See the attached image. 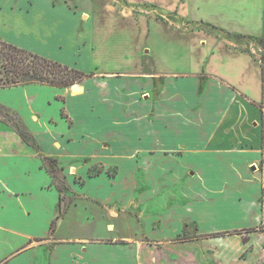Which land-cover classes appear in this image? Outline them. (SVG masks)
Instances as JSON below:
<instances>
[{
    "label": "crops",
    "instance_id": "obj_1",
    "mask_svg": "<svg viewBox=\"0 0 264 264\" xmlns=\"http://www.w3.org/2000/svg\"><path fill=\"white\" fill-rule=\"evenodd\" d=\"M58 1L60 4L56 3ZM58 1L26 0L23 5L0 1V38L65 65L87 60L92 53L90 71L103 74L99 79L91 77L67 89L38 84L0 89V105L15 110L21 117H25L22 111L9 101L17 93H24L32 106L27 119L38 125L32 127L28 121L25 123L36 148L23 141L13 130L12 123L0 115V232L14 233L27 240L0 264H135L136 261L144 264H264V232H244L263 224L264 116L260 106L264 107V45L262 52L241 40L206 34L207 37L200 40L206 50L195 55L186 52L175 69L171 65L164 71L151 68L150 64L147 67L144 59L148 51L144 53L146 47H140L122 54L125 61H132L129 73L112 72L102 71L95 65L93 32L89 35L85 29L89 26L94 30L102 25L113 31L116 24L124 29L135 23L140 25V20L124 25L117 18L122 21L124 17H132L133 12L142 16V13L150 15L162 11L176 12V16L188 24L164 22L165 27L183 28L187 35L201 33L193 27L201 22L228 38L234 35L264 38L263 1L252 0L244 9L219 12V20L214 21L199 18L197 9L195 20H185V10L182 12L162 0H114L117 1L115 6L107 3L109 0H102L107 3L103 6L101 0H89V4L94 1L95 7L89 11H80L74 0ZM81 14H86V21L82 44H78L74 41ZM109 22L114 26L108 27ZM101 50L104 52V48ZM31 87L50 91L49 105L53 98L62 105L59 116L67 127L63 135H54L52 131L59 128V120L47 112L34 111L36 98L26 95V89ZM7 92L10 96L5 94ZM78 102L85 103L87 113L99 121V138L95 143L105 151L99 156L83 153L76 161L63 162L60 153L42 152L37 143V130L42 126L41 135L51 133L50 139L57 147L72 143L73 131L79 124L71 116L67 103ZM64 109L68 122L61 117ZM81 127L85 139H92L94 132L90 126L82 124ZM108 127L124 137L115 138L112 132L106 131ZM124 141L131 142L134 148H113H121L120 143ZM115 151L122 153L115 154ZM46 158L53 159L68 178L65 191L67 202L72 201L52 233L50 224L59 214L60 198L64 195L43 165ZM96 161L106 167L116 166L117 171L126 169L122 166L124 161L140 162L145 170H156L151 177L153 185L160 183L163 188V198L155 202L156 214L149 216L147 232L136 236L129 234L130 229L123 233L112 228L115 220L125 230L122 215L111 217L112 207L109 208L121 205L111 194L120 185L118 187L113 178L117 174L111 177L105 173L90 175L89 167ZM146 162L148 165L144 164ZM141 167L138 169L142 170ZM76 175L83 179L80 184L74 181ZM81 188L87 192L83 193ZM36 192L39 195L34 197ZM78 200L97 209L99 217L92 220L99 219L103 223L98 234H89L84 229L87 223L83 221L80 222L81 232L60 233V224L71 215V221H75L79 215ZM136 204V211H141V202L137 200ZM85 215V221L91 220L89 212ZM234 231L241 233L206 236ZM148 232L152 241L163 245L157 248L140 244L144 249L140 252L138 241L144 234L148 237ZM184 234L190 238L177 240ZM123 237L133 239L134 243L126 253L116 252V249L109 255L97 244H93L89 252L82 247L85 242L108 240L113 243L104 245L107 250L120 248L114 242ZM2 239L4 245L10 243ZM34 239H44L41 241L46 243L51 239L52 246H31Z\"/></svg>",
    "mask_w": 264,
    "mask_h": 264
},
{
    "label": "rangeland",
    "instance_id": "obj_2",
    "mask_svg": "<svg viewBox=\"0 0 264 264\" xmlns=\"http://www.w3.org/2000/svg\"><path fill=\"white\" fill-rule=\"evenodd\" d=\"M1 2H12V3H18L19 5H23L25 3L24 0H0ZM58 1V0H57ZM76 1L75 3L77 4V6L79 7L80 11H89L92 10L91 8H95L92 4H89V0H74ZM118 1V0H117ZM117 1L115 2L114 0H109V2L107 1V3H110V5L115 6V4H117ZM162 3H165L167 5H173V7H178L180 8V10H182V12H185L184 18L185 20H189L191 18V20H195L196 13L198 11V16L199 18L205 20H219L218 17V13L222 12L224 13L225 11H235L238 8H242L244 9L247 5L248 2L252 1V0H234L236 2H228V1H222V0H172L171 2H164V0H162ZM263 1V5H264V0ZM98 2V1H97ZM185 2V3H184ZM253 2V1H252ZM58 4V2H56ZM91 3V2H90ZM102 6L104 4L107 3H103L101 0ZM119 3V2H118ZM122 4V3H120ZM186 4V5H185ZM93 6V7H90ZM143 9V8H142ZM141 11H146V10H142ZM174 9V8H173ZM197 9V11H196ZM139 10V11H140ZM79 11V12H80ZM141 14V13H140ZM176 12L172 13V14H168L165 12H160L158 14H146V13H142V16H140L139 14H135L133 12V16L131 17H124L123 20L121 21L120 18H117L119 23H123L124 25L126 24H130L131 22H133L134 20H140V25L135 23L132 25H129L128 27H125L124 29L120 26H118L117 24L115 25L116 27H113V31H110L107 29V27L105 26H98L97 28H94V30L92 29V27L90 28L89 26L86 28L84 27V22L86 20H84V17L86 16V14H81V18H78V22H79V32L77 31L76 34V39L74 42L78 43V44H82L83 41V34H82V30L87 29V33H89V35L92 34L93 32V42L96 46V51L94 52V59H96V66H98V69L102 70V71H112V72H130L131 69L133 68L132 66V61H125L124 60V56H122L123 53H128L129 51H131L132 49H136V48H140V47H146L144 50L148 51V53L145 55V59L144 61H146V66L148 67V65L152 68V66H154V68L156 70H159V68L163 69L166 68V66L171 65L172 68H176L177 67V62L183 60L185 57L186 52L190 51L191 53H193L194 55L196 53H203L204 50H206V47H203L202 44L203 42H200L201 38H206V34L208 36L210 35H215V36H220L222 38H226L228 40H233L235 39L234 37H226L223 34H219L216 31L213 30V28L211 29L210 27H206L204 24H201V22L194 24L193 27L195 28V30H200L201 33H197L195 32L193 35H187L185 29H176L175 27H165L164 22L166 23H173V24H177V25H183L186 26L188 24H184L183 21L178 18L176 16ZM119 16V15H118ZM155 16V17H154ZM197 20V19H196ZM143 21H148L149 24L147 23H143ZM160 23H159V22ZM110 23V22H109ZM111 25H107L108 27L114 26L112 23H110ZM148 25V26H147ZM145 27V28H144ZM192 26H189V28ZM99 28V29H98ZM241 30H246L244 28H240ZM252 30V29H251ZM243 31V32H244ZM256 32V31H255ZM204 33V34H202ZM246 34V33H245ZM212 35V36H213ZM211 40V39H210ZM209 40V42H210ZM237 40V39H235ZM69 41V38H68ZM241 41L243 43L246 44H252L251 46L254 49H258V48H262L264 45V38H253V40H248V39H241ZM197 45V46H196ZM200 45V46H199ZM68 46L70 48L71 44L70 41L68 43ZM49 48V47H47ZM102 48H104V52L101 50ZM100 49V50H99ZM126 49L127 52H125L124 50ZM45 50L47 51H51L45 48ZM263 52V49H261ZM189 52V53H190ZM87 54L89 52H86ZM90 54L89 53V58H90ZM261 54V53H260ZM190 56V55H189ZM89 58L86 59H81L77 61V64L74 65H67L71 68H75L78 69L80 71H83L85 73H89V72H93V78H101V74H103V72L101 71H90L91 67L89 64ZM91 59V58H90ZM182 63V61H181ZM154 64V65H153ZM180 67H178L177 69H179ZM93 70V69H92ZM89 71V72H88ZM36 85V84H35ZM40 85V84H38ZM31 88H27V96L29 97H34L36 98L35 103L37 104V106L34 108V111L37 114H45V112L48 113V115L53 116L55 119L59 120V124H58V129L56 130H52L54 132V135L60 134L63 135L65 132H67V127L65 125V123L60 119L59 116V108H62V105H60L59 101L55 100L54 98L50 101V105L47 103V100L50 96H52V94L50 93V91L48 90H35ZM10 92H7L5 94L9 95ZM8 96V97H9ZM11 105L16 106L17 108H19L22 113L24 114L25 117H21L15 110H12L10 108H6L4 106L0 105L1 108V112L0 115L3 116V114L7 115V120H9L12 123H15L17 125L23 126L25 127V123L26 121H28L30 123V125L32 127H37L38 125H36L35 121H32L31 119H27L29 112H30V108L32 107L29 103V100L26 98L24 93H17L15 96H13V99L11 101H9ZM67 107L70 109V113L71 116L73 117V119L75 120V122H77L79 124V127L74 129L73 131V142L72 143H68L65 144V146L58 145V147L56 145L53 144V142L51 141L50 137L51 133H45L43 135H41V129L43 128L42 126L38 127L37 130V134L39 136V140H37V143L40 145V149L42 150V152L48 150V151H53V153H60V161L66 162L67 160H73L76 161L77 157L82 155L83 153L86 154H95L96 156L102 155V153L105 150H101L100 147H98L97 143V139L99 138V133H98V129H99V124H97V122H99L96 118V116H93L90 113H87V109H86V105L85 103H67ZM15 111V112H14ZM18 116H17V115ZM61 117L63 119H65V121H69V119H67V113L64 109V111L61 113ZM52 121V120H51ZM53 123V121H52ZM82 124H88L90 126V128L92 129V131L94 132L93 134V138L92 139H85L84 137V131H83V127H81ZM27 126V124H26ZM26 128V127H25ZM45 129V128H44ZM43 129V130H44ZM106 131L112 132V136H114L117 139L123 138L124 136L122 135H117V133L114 132V130L111 129V127H108L106 129ZM119 132H123L121 129L118 130ZM124 133H126L124 131ZM46 137V139L44 137ZM96 142V143H95ZM125 147H117V146H113L114 149H124V148H128L127 150H130L131 148H134V146L131 144V142H127L124 141L122 143H120ZM118 153H122V151H115V154ZM61 154H63L64 156H62ZM71 158V159H70ZM127 160V159H124ZM94 165L90 166L89 168V174L90 175H97L99 173H105L108 176H116L113 177L115 179V181L117 182V185L119 188H115L114 193L112 194V197L114 200H119L118 202H120L121 205L119 206H109V208L112 207V209H110V214L111 217L112 216H117V215H122L123 217V224H125V230L123 229L124 227L121 226L120 223L116 222L115 220L112 221V223L114 224V226L112 227L113 229L117 230V231H122L127 232L129 229L131 230L129 234L134 233L136 236H140L141 233L147 232L148 227H149V220L151 218L152 215L156 214V211L154 210V205L156 201H159L163 198V188L160 187V183H155L153 185V179L151 177V175L153 176V174L156 172L152 171V170H145L143 168V166L141 167L140 162H135V161H124L122 162V166H125L126 169L125 170H119L117 171L116 166H108L106 167L105 164L103 162H98L96 161L95 163H93ZM118 163H116L117 165ZM145 165L148 163H144ZM160 165H162V163H158ZM43 165H45V167H47L48 162L47 161H43ZM49 166V165H48ZM139 167H141L142 170L138 169ZM120 168V167H119ZM69 180H73V178H69ZM74 181L78 184H80L83 179L82 177L79 176H74ZM115 182V183H116ZM67 183H68V178L66 177V175L64 173H62L61 171L58 172L56 174V179L54 181V184L57 186V188H61L63 190V195H64V201L65 203L68 200V196L67 193L65 191V189H67ZM178 187H180L179 185H177ZM82 189V188H81ZM83 193H86L87 190L85 188L82 189ZM101 190V189H100ZM107 192V191H106ZM107 195L109 194V192L106 193ZM37 192L34 193V197H37ZM33 196V195H32ZM140 201L141 202V208L142 210L137 212L136 211V207L137 204L136 202ZM78 213L79 215H76L77 217L75 218V221H71V219H73V216L71 215V218L69 219V217L67 218L66 222H63V224L59 225V231L60 233H65V234H77L79 231L81 232V226H80V222H84L87 223V228H84L87 230V232H89V234L93 233L98 234V232H100V226L103 225V223L101 224V221L99 219H95L92 220V218H95L96 216L99 217L98 211L96 208H94L95 206L89 205L86 202H83L82 200H78ZM132 201V202H131ZM34 202H38L36 200H34ZM86 204V205H85ZM91 207H89V206ZM147 206L149 207L150 210H148ZM87 207V208H86ZM153 207V208H152ZM86 209V210H84ZM96 209V210H95ZM113 210V211H112ZM140 210V209H139ZM90 213L91 214V220L87 219V221H85L86 218V213ZM119 212V213H117ZM148 213H150L148 215ZM148 215V216H147ZM151 215V216H150ZM89 216V215H88ZM150 216V218H149ZM78 221V223H77ZM91 221V224L89 225V222ZM96 226H92L95 225ZM127 225V226H126ZM164 228H166L164 226ZM83 229V230H84ZM82 230V231H83ZM97 230V231H95ZM262 230L264 232V226L262 227ZM195 231V230H194ZM193 231V233H194ZM149 232H148V237H149ZM184 236L188 239V235L186 236V234H184ZM146 237V235L144 234V236L140 237L138 243H139V247H140V252H142L144 249L141 248V245H145L147 246H155L157 248H160L163 243L162 242H155L152 241L150 239V237L148 238ZM183 237V236H182ZM5 238V241H9L10 243H3V239ZM181 237H178V239ZM177 239V240H178ZM49 242H42V241H34L31 246L37 247V246H42L45 245V247L47 245H49V247H51L52 245V240L51 239H47ZM185 240V239H182ZM27 240L23 239L21 236L19 235H15L14 233H2L0 232V262H3L4 260L8 259L12 253L16 250H18L19 248H21L23 245H25V242ZM27 243V242H26ZM113 243L111 241L108 240H103V241H89V242H85V246L82 245V247L84 248V250H86V252H89V249H93L94 246H92L93 244H97L100 246V250L103 252H107L109 255L111 253H114L117 249L116 252L119 253H126V249H131L133 247L134 244L133 243V239L127 238V237H123L122 240H116V242H114V244H119V246H121L120 248H113V249H109L108 250L105 248L104 245L106 244H110ZM162 243V244H161ZM8 244L10 245V247H8ZM76 244V243H75ZM77 244H80L79 242H77ZM141 244V245H140ZM89 245V246H86ZM103 246V247H101ZM142 246V247H143ZM77 247V246H76ZM79 249H82L80 246H78ZM122 251V252H121ZM96 253H100L99 251H96ZM124 258V257H123ZM127 258V257H125ZM18 262V261H17ZM12 264V263H11ZM135 264H144L143 262L141 263L140 261H136Z\"/></svg>",
    "mask_w": 264,
    "mask_h": 264
},
{
    "label": "trees",
    "instance_id": "obj_3",
    "mask_svg": "<svg viewBox=\"0 0 264 264\" xmlns=\"http://www.w3.org/2000/svg\"><path fill=\"white\" fill-rule=\"evenodd\" d=\"M206 27L214 28L213 26L207 25ZM237 40L248 39L253 40L250 36H233ZM94 73H85L75 68H71L65 64L59 63L57 61L51 60L49 58L43 57L26 49L19 48L15 45L5 42L0 38V89H7L18 86H28V85H45L49 87L67 89L73 85H77L86 79L93 77ZM3 108V107H1ZM0 108V112H1ZM264 116V107L260 106ZM4 119L7 118L6 114H3ZM12 123V122H11ZM13 130L25 141L28 145L36 147V144L29 133V131L20 125L12 123ZM48 162L46 167L49 172L52 182L54 183L56 179V174L60 171L55 164V161L50 158L44 159ZM45 166V165H44ZM62 194L63 190L59 189ZM72 201L69 200L67 203L64 202V198H60L59 214L55 220L50 224V232H54L57 220L61 219L64 213L67 211ZM263 224L257 229L244 230L245 233H250L255 230H262L264 226V206L262 209ZM240 234L241 231L234 232H221L210 234L206 236L216 237L225 236L227 234ZM205 236V235H203ZM190 238V237H188ZM187 239L185 236L179 238L178 240ZM246 239V238H244ZM44 239H34V241H41ZM31 242V241H30Z\"/></svg>",
    "mask_w": 264,
    "mask_h": 264
},
{
    "label": "built area",
    "instance_id": "obj_4",
    "mask_svg": "<svg viewBox=\"0 0 264 264\" xmlns=\"http://www.w3.org/2000/svg\"><path fill=\"white\" fill-rule=\"evenodd\" d=\"M253 52V51H252ZM254 53V52H253ZM262 165L264 166V160L262 161ZM262 185L264 187V180L262 181Z\"/></svg>",
    "mask_w": 264,
    "mask_h": 264
}]
</instances>
